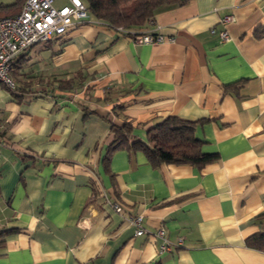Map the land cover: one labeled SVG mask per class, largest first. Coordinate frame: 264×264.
Here are the masks:
<instances>
[{
  "label": "crops",
  "instance_id": "1",
  "mask_svg": "<svg viewBox=\"0 0 264 264\" xmlns=\"http://www.w3.org/2000/svg\"><path fill=\"white\" fill-rule=\"evenodd\" d=\"M133 31L166 39L92 16L20 54L16 91L0 83V264H264L248 244L264 233V0H191ZM168 116L218 159L107 156L111 121L147 142Z\"/></svg>",
  "mask_w": 264,
  "mask_h": 264
},
{
  "label": "trees",
  "instance_id": "2",
  "mask_svg": "<svg viewBox=\"0 0 264 264\" xmlns=\"http://www.w3.org/2000/svg\"><path fill=\"white\" fill-rule=\"evenodd\" d=\"M27 0H16L8 5L10 12L0 18L17 15ZM191 0H83L91 15L113 28L129 30L142 29L155 18L156 13L164 7L181 6ZM14 68L11 71L13 76ZM13 79V77H11ZM14 81V80H13ZM9 87L17 90V86ZM119 107L115 108V114ZM196 122L182 120L177 116H168L162 123L153 127L147 142L137 139L131 123L111 121V140L107 148V156L119 149L129 152L142 151L154 166L161 164H191L203 167L218 159L217 154L202 151V142L196 138ZM6 232V231H3ZM0 232V235L3 234ZM1 242V241H0ZM2 243V242H1ZM0 243V244H1ZM248 244L264 252V233L256 234L248 240ZM159 264V263H158Z\"/></svg>",
  "mask_w": 264,
  "mask_h": 264
},
{
  "label": "built area",
  "instance_id": "3",
  "mask_svg": "<svg viewBox=\"0 0 264 264\" xmlns=\"http://www.w3.org/2000/svg\"><path fill=\"white\" fill-rule=\"evenodd\" d=\"M57 1L27 0L19 14L0 18V83L14 87L10 74L16 59L25 50L39 43L64 36L70 29L89 21L92 17L83 0H65V3L60 6H56ZM233 20L234 17L228 15L221 22L226 25ZM117 30L129 36L136 44L162 42L166 39L154 33H139L124 28ZM220 35L223 40L228 39L227 31L221 32ZM113 208L117 212L122 211L118 204H113ZM129 221L137 228L136 235L145 234L143 216L131 217ZM155 236L162 240L161 252H168L172 249L164 228L157 230ZM178 244H181V241Z\"/></svg>",
  "mask_w": 264,
  "mask_h": 264
},
{
  "label": "rangeland",
  "instance_id": "4",
  "mask_svg": "<svg viewBox=\"0 0 264 264\" xmlns=\"http://www.w3.org/2000/svg\"><path fill=\"white\" fill-rule=\"evenodd\" d=\"M15 1L16 0H0V16L8 13V11L10 12L11 9H7L8 7H6V6L13 4ZM64 3H65V0H58L56 2V6H60ZM42 45H43V43H39V44L35 45L34 48H37V47L42 46ZM13 80H14V78H13ZM14 82H15V80H14ZM2 84H4V83H2ZM5 86H7V85L5 84Z\"/></svg>",
  "mask_w": 264,
  "mask_h": 264
}]
</instances>
